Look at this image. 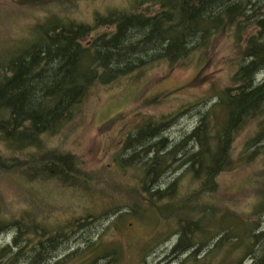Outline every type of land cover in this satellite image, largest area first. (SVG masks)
<instances>
[{
  "label": "trees",
  "instance_id": "obj_1",
  "mask_svg": "<svg viewBox=\"0 0 264 264\" xmlns=\"http://www.w3.org/2000/svg\"><path fill=\"white\" fill-rule=\"evenodd\" d=\"M108 12H95L92 23L52 15L54 18L41 27L40 39L19 57L0 62L1 138L15 149L41 147L45 135L56 136L70 124L91 89L130 75L150 61L184 66L198 54L204 65L207 50L216 47L222 34L231 33L238 50L231 76L234 86L223 89L214 105L200 115L191 133L178 143L168 145L163 137L164 122L129 134L124 151L132 147L141 151L128 155L125 167L140 166L144 160L138 170L143 176L142 191L151 199L171 198L180 179L164 191H160L159 183L179 162L177 170L185 168L183 178L197 184L198 197L214 193L217 178L232 170L236 138L255 120L259 131L243 155L261 154L264 163V79L258 80L264 72V0H132L130 8ZM101 28L104 30L98 31ZM18 134L24 140L21 147ZM148 137L153 141L148 142ZM39 163L51 177L74 185L76 173L71 158L54 156V160L41 159L35 164ZM30 164L33 167L34 160ZM147 210L153 212L150 206L130 207V212L145 221L147 216L141 211ZM176 210L167 207L164 212ZM262 210L264 213V207ZM228 218L229 214L201 209L196 217L179 220L182 231L173 252L190 253L185 262L192 264H212L209 257L215 251L222 254L217 264H264L261 221L255 226L247 221L233 225L226 222ZM82 219L86 224L73 229L81 231L90 226L88 215ZM34 223L31 221L33 231L26 237L19 223L15 226L0 218V234L16 231L12 242L0 248V264H48L70 237L55 228L40 235ZM235 226L240 230L236 237ZM104 256L89 258L85 264Z\"/></svg>",
  "mask_w": 264,
  "mask_h": 264
},
{
  "label": "rangeland",
  "instance_id": "obj_2",
  "mask_svg": "<svg viewBox=\"0 0 264 264\" xmlns=\"http://www.w3.org/2000/svg\"><path fill=\"white\" fill-rule=\"evenodd\" d=\"M131 2L0 0V62L19 57L40 39V31L44 30L41 27L47 19L54 18L52 15L92 23L95 12L104 15L110 9L125 10ZM231 36L222 34L216 47L204 53V65L198 54L184 66L150 61L113 83L96 86L84 98L70 124L56 136L45 135L41 147L15 149L0 136V218L15 226L19 223L26 237L33 231L29 227L31 221L40 235L52 228L70 235L48 264H85L97 255L105 258L90 264H192L185 262L190 253L179 255L173 247L182 231L178 221L196 217L201 209L229 214L228 224L247 221L255 226L261 221L260 232H264L263 158L261 154L243 155L259 131L258 120L248 124L236 138L232 170L217 178L214 193L198 197L197 184L183 178L185 168L177 170L179 162L159 183L160 191H164L180 179L171 198L151 199L142 191L143 176L138 170L144 160L131 168L124 163L135 150L141 151L134 147L124 151L129 134L164 122L163 137L168 145L178 143L191 133L200 115L214 105L223 89L234 86L231 76L238 62V50ZM263 79L264 72L258 80ZM180 89L184 90L177 92ZM17 137L21 147L24 140L21 134ZM54 156L69 157L74 162V185L64 184L51 177L41 163L35 164L41 159L54 160ZM134 205L152 207L153 212L141 211L148 221L130 212ZM167 207L177 210L164 212ZM86 215L92 221L90 226L81 231L73 229L86 224L82 219ZM239 226L233 229L234 237L240 232ZM15 232L14 229L0 234V248L12 242ZM209 259L217 264L222 254L215 251Z\"/></svg>",
  "mask_w": 264,
  "mask_h": 264
},
{
  "label": "bare ground",
  "instance_id": "obj_3",
  "mask_svg": "<svg viewBox=\"0 0 264 264\" xmlns=\"http://www.w3.org/2000/svg\"><path fill=\"white\" fill-rule=\"evenodd\" d=\"M178 241H179V238H178ZM178 241H177V243H178ZM177 243L175 244V246L177 245ZM175 246H174V247H175ZM174 247H173V248H174Z\"/></svg>",
  "mask_w": 264,
  "mask_h": 264
}]
</instances>
